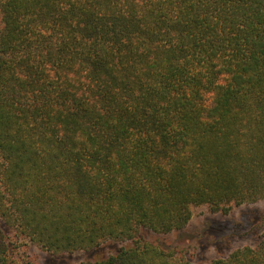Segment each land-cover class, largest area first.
<instances>
[{
  "label": "trees",
  "instance_id": "trees-1",
  "mask_svg": "<svg viewBox=\"0 0 264 264\" xmlns=\"http://www.w3.org/2000/svg\"><path fill=\"white\" fill-rule=\"evenodd\" d=\"M262 200L264 0H0V264H200L141 234Z\"/></svg>",
  "mask_w": 264,
  "mask_h": 264
},
{
  "label": "rangeland",
  "instance_id": "rangeland-1",
  "mask_svg": "<svg viewBox=\"0 0 264 264\" xmlns=\"http://www.w3.org/2000/svg\"><path fill=\"white\" fill-rule=\"evenodd\" d=\"M264 233V200L234 207L226 216L212 214L206 207H196L189 226L181 233L160 235L144 231V240L165 249L187 252V257L197 263H207L229 256L233 251L255 247ZM117 244H108L93 252H76L52 256L29 244L24 247L31 264H86L112 254Z\"/></svg>",
  "mask_w": 264,
  "mask_h": 264
}]
</instances>
